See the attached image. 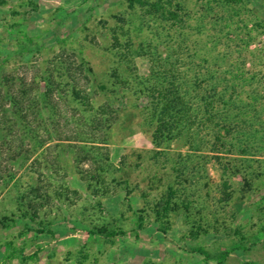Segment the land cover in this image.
<instances>
[{
	"label": "rangeland",
	"instance_id": "obj_1",
	"mask_svg": "<svg viewBox=\"0 0 264 264\" xmlns=\"http://www.w3.org/2000/svg\"><path fill=\"white\" fill-rule=\"evenodd\" d=\"M148 1H161L178 18L157 19L135 0H0V83L12 77L36 98L53 86L49 106L32 109L39 135L22 143L31 157L0 166V264H219L207 263L196 247L212 256L241 248L221 264H264V152L252 153L254 176L243 166L224 177L225 159L242 160L238 149L217 160L192 152L186 137L156 158L145 123L154 69L168 52L169 64L189 77L194 64L207 72L218 63L230 78L229 64L239 62L255 76L245 92L264 100V0ZM68 65L81 69L90 110L74 98ZM100 109L107 110L100 115L106 128L95 131L88 125ZM260 118L255 140L264 143V110ZM91 138L107 143L108 160L96 157ZM189 160V198L180 196L158 219L161 195L177 176L170 166ZM98 175L102 182L93 180ZM44 227L54 235L39 233Z\"/></svg>",
	"mask_w": 264,
	"mask_h": 264
},
{
	"label": "trees",
	"instance_id": "obj_2",
	"mask_svg": "<svg viewBox=\"0 0 264 264\" xmlns=\"http://www.w3.org/2000/svg\"><path fill=\"white\" fill-rule=\"evenodd\" d=\"M135 1L139 2L141 6L147 7L148 14L157 19L170 20L178 18L161 1ZM171 57L172 55L168 52L167 58L163 62H159V65L154 69L157 83L152 87V93L149 94L150 104L147 107V116H145V123L151 129L152 140L156 148L155 157L168 156L167 151H170L169 146H171V143L187 137V144L192 152L207 151L208 153H214L213 157L217 160L222 159V153L231 154L238 149V155L242 160H238L236 156L225 159L222 164L224 165V177L226 175L230 177L232 174L233 176L236 175L242 170L243 166H246L248 174L254 176L255 171L250 172L252 168L250 158L254 157L252 153L264 152V146L261 145L264 143H258L255 140L256 134L259 133L256 127L264 110V100L262 99L263 96L255 90L250 92L251 94L245 92L247 91L245 86H251V80L255 76L248 77L246 72L239 66L240 63L235 62L229 64V68L226 70L228 74H231L230 78L225 77L223 73L220 74L218 63L215 64L216 67L207 72L199 64L195 68L194 64L192 66V76L189 77L175 63L169 64ZM66 68L70 81L75 85L73 89L74 98L84 102V105L88 108L90 106V96L88 93L86 94V88L83 85L80 86L81 78L77 76L82 75L80 73L81 69L76 68V71H79V74H77L72 65H68ZM86 79L88 80V78ZM52 87V84H48V90L42 92L36 98L30 91H25L21 86L19 87V83L18 85L15 84L12 77L7 76L0 83V166L4 160L12 161V159H15L17 161L24 153H26L27 158L31 157L32 154L28 150H22L23 139L25 137H38V130L32 126L30 116L33 107L37 106L39 102H42L41 104L44 107L49 106ZM242 93L247 94L250 102L242 100L240 97ZM88 110L90 109L88 108ZM106 111V109L98 110L90 119L88 127L95 131L101 129L100 126L104 127L105 121L100 115L103 116ZM241 113L244 114L242 118H240ZM35 114L38 117L41 115L40 112H35ZM104 128H106V125ZM201 130L205 133L203 136H201ZM198 132L200 133L197 134ZM50 134L51 132L47 133V135ZM208 137L209 139H207ZM39 139L41 146L49 143L46 140L40 141ZM262 139L264 141V137ZM13 140L20 141V145L12 147ZM91 140L89 142L92 150L96 152V157L100 160H108L105 157L107 154L102 153L104 148H107L102 145L107 143L96 141L94 138H91ZM253 144H255V152L250 150ZM207 146H209L208 150H202L207 149ZM12 152L15 153L13 156ZM188 154L190 158L191 153ZM190 162L193 161H187L183 168L179 167V163L170 166V169L177 176L173 181L167 183L165 192L161 195L158 209H156L158 219L168 217L176 206L177 200L181 198L180 196L189 198L183 187L185 181H187L185 173L188 171L187 166ZM92 178L96 181H103L101 175L92 176ZM245 180L246 186H254L249 176ZM223 181L225 201L228 202L233 198V194L227 193V190L231 188V180L226 178ZM262 184L264 185V180ZM182 204L189 208L190 202L189 200H182ZM37 217L38 214L34 212L31 217L32 221H35ZM104 230L100 231L103 232ZM260 230L264 231V225L261 226ZM38 231L39 233L48 232L54 235V232L46 227ZM162 231H166L163 224ZM110 235L115 236L116 233L112 232ZM238 249L241 248L236 247L231 251L227 250L219 256H212L201 247H196L194 250L203 255L207 263L215 261L221 264L228 260L233 253L232 251ZM37 256L38 253L36 252L31 257ZM21 264L25 263L22 262Z\"/></svg>",
	"mask_w": 264,
	"mask_h": 264
}]
</instances>
